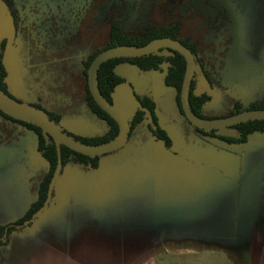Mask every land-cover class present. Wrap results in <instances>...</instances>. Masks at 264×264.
Returning a JSON list of instances; mask_svg holds the SVG:
<instances>
[{
	"label": "crops",
	"instance_id": "1",
	"mask_svg": "<svg viewBox=\"0 0 264 264\" xmlns=\"http://www.w3.org/2000/svg\"><path fill=\"white\" fill-rule=\"evenodd\" d=\"M212 1L202 0L215 7V67H250L252 62L264 67V0H214L215 5ZM255 1L263 7L259 18L247 11ZM116 73L120 75L117 67ZM231 77L229 74L228 80ZM218 83L222 88L221 81ZM259 83L253 92L261 93L260 99L251 102H245L229 85L233 103L245 106L261 100L264 75ZM36 95L41 96L39 92ZM172 96V115L154 95L147 96L155 103L158 123L171 140L169 150L146 128L137 127L133 138L132 132L121 148L99 157L96 169L66 161L55 179L49 206L29 226L9 236L0 250L1 264H202L201 255L205 248L215 249V231H220L215 229L219 215L215 213V193L203 182L213 179L214 169L231 175V167L214 165L211 155H194L190 147L199 142L209 152H224L237 162L243 151L259 150L263 157L257 162L261 178L255 214L250 207L245 210L247 201L250 206V194L238 195L244 208H232L229 218L235 224L230 228L226 221L223 230L244 233L252 250L246 264H264V134L254 135L244 144L205 136L179 113L175 91ZM74 101L66 96L49 112L58 114L61 122L63 109L74 121H87V131L78 134L82 137L105 134L107 123L85 102L68 107ZM29 134L34 139H29ZM208 140L215 144L204 143ZM252 164L247 162L248 167ZM47 171L35 134L0 115V225L25 215ZM235 201L239 206L236 197Z\"/></svg>",
	"mask_w": 264,
	"mask_h": 264
},
{
	"label": "rangeland",
	"instance_id": "2",
	"mask_svg": "<svg viewBox=\"0 0 264 264\" xmlns=\"http://www.w3.org/2000/svg\"><path fill=\"white\" fill-rule=\"evenodd\" d=\"M14 2L20 23L16 38L10 42L5 59L8 70L6 80L11 95L22 102L38 103L36 94L39 92L41 98L44 97V102L40 104L47 111L59 107V101L66 96L75 99V104H69L68 107L75 108L84 103L85 62L91 54L106 45L109 20L112 17L119 18L124 31H139L147 25H168L177 20L181 22L180 37L188 38L198 45L199 56L214 83L212 96L202 109L205 115L221 117L228 113L234 99L227 88L229 85L231 90L241 94L245 102L260 99L261 93L253 91L259 87V81L263 80L264 67L261 65L259 67L256 62H252L250 67L241 65L215 67V7L208 5L207 2L204 4L202 0H14ZM211 4L215 5V1L213 0ZM260 10H263L260 1L253 2L247 8L248 15L255 18L262 16ZM4 11L1 7L0 31L8 23V14ZM162 67L165 71L166 65ZM117 71L134 93L139 96L154 95L166 112L172 115L174 89L163 84L162 73L144 72L128 63L119 64ZM229 74L232 76L231 80H228ZM219 81L225 88L219 87ZM195 93H203L197 83ZM62 111L65 113L62 112L64 119L60 121V127L73 135L82 136L78 134L87 131L88 122L85 120L76 122L69 118L68 112L64 109ZM184 123H187L186 120ZM138 128L145 130L144 123ZM31 134L29 139H34ZM134 135L135 132L132 133V138ZM206 142L215 144L212 140L204 143ZM202 143L190 147L194 155L201 157L211 155L215 160L214 165L216 163L223 166L222 163H225L231 167V175L219 174L218 170L214 169L213 179L208 181L207 178L203 182V185H210L211 191L215 193V213H219L215 217V229L218 228L220 231H215V249L205 248L204 254L201 255L202 264H246L244 261L252 252L249 241L247 242L242 231L239 233L224 231L223 225L226 221L230 228L235 224L231 223L229 218L232 208H244L243 202L239 205L238 195L250 194V206L247 201L245 210L251 208L252 214H255L257 209L255 200L260 194L257 181L261 178V168H257V162L263 157L259 156V150H256L257 152L251 150V153L243 151L242 159L237 162L234 156L228 158L224 152L216 150L209 152ZM201 145H204V148ZM249 161L254 163L250 167L247 166ZM143 184L146 187L147 183ZM235 197L239 206L234 205ZM206 243L207 241L204 242L205 245Z\"/></svg>",
	"mask_w": 264,
	"mask_h": 264
},
{
	"label": "trees",
	"instance_id": "3",
	"mask_svg": "<svg viewBox=\"0 0 264 264\" xmlns=\"http://www.w3.org/2000/svg\"><path fill=\"white\" fill-rule=\"evenodd\" d=\"M1 4L5 8L9 18H10V29L12 32L11 41L15 31L18 26V10L14 4L13 0H0ZM181 31V22L179 20L172 22L168 25H147L139 31H124L119 18L112 17L109 20V34L106 45L93 54H91L85 62L84 76L87 77V69L89 68L90 63L94 57L101 51L105 49L126 46V47H142L148 44L149 42L155 39H171L178 41L183 46H185L193 55L195 63V72L192 77L190 88H189V105L192 113L203 119H217L225 118L238 114L243 111H254V110H264V97L261 100L254 101L249 103L247 106H243L239 102H234L231 109L225 116L213 117L206 116L202 113L203 106L210 100V95L212 91L211 78L205 68L202 66V62L198 57V45L195 42H192L188 38L180 37ZM9 44L8 38L0 40V91L13 99L7 89L5 83L6 77V51ZM122 63H129L135 66L141 71H160L164 72L163 83L166 87H170L175 91V102L179 113L183 116L179 94L181 89V84L183 80V75L185 71V60L177 52L169 49H159L158 51L136 58H116L108 60L102 63L97 70V85L98 90L101 96L107 100L109 103H112V94L115 87L125 83L126 80L116 73V67ZM167 65L165 71L162 70L161 66ZM196 83H200V87L204 89V93L197 95L195 93ZM85 103L89 110L99 119L106 122L108 125V130L105 134L97 137H82L73 135L62 128L61 131L74 139L75 141L89 146L100 145L106 143L113 139L118 132V127L116 123L104 112L102 111L96 103L93 101L88 88L87 82L85 84ZM135 100L139 103L140 107L143 109H137L129 121V132L128 138L130 137L133 130L144 123L146 130L150 135L157 141L163 143L165 149L169 150L171 148V140L167 133L160 127L158 119L156 116V106L153 100L147 96H139L137 93H134ZM15 100V99H13ZM17 101V100H15ZM19 102V101H17ZM20 103V102H19ZM34 109L43 112L47 118L53 122L55 125L60 126V117L57 114L49 113L43 110L39 106L28 105ZM147 114V116H146ZM0 115L4 118H7L11 121L17 122L22 126L26 127L28 130L32 131L37 140V151L43 157V159L48 164V171L40 182L37 189L36 200L30 205L29 209L25 215L16 221L9 223L7 225H0V250L2 247L7 245L9 236L14 232H20L25 227L29 226L31 223L30 220L33 215L44 205L47 192L49 189L50 181L52 179L53 173L57 165V150L56 146L51 137L44 134L42 130L31 124L29 122L22 121L18 118H13L3 111L0 110ZM184 117V116H183ZM194 129L209 137L216 138L227 144H244L252 136L257 134H264V121L255 120L239 123L230 127H227L222 133V135H217L215 130L205 131L194 127ZM232 132V133H230ZM61 167H63L68 160H75L84 165H89L91 169H96L99 157L89 158L83 156L76 152L69 150L68 148L61 146ZM52 195V194H51ZM49 206V204H48ZM28 222L26 225L25 223ZM5 235L4 238H2ZM1 264V262H0Z\"/></svg>",
	"mask_w": 264,
	"mask_h": 264
},
{
	"label": "water",
	"instance_id": "4",
	"mask_svg": "<svg viewBox=\"0 0 264 264\" xmlns=\"http://www.w3.org/2000/svg\"><path fill=\"white\" fill-rule=\"evenodd\" d=\"M1 7H3V5L0 2V13ZM4 12H6V10ZM7 19V25L3 26L0 31V40L4 38H8L9 40L6 55L12 37L9 16ZM162 48L171 49L177 52L185 60V71L181 84L179 101L184 118L192 126L203 129L205 131L215 130L217 135H222V132L227 127L247 121H264V110L243 111L232 116L217 119H203L195 116L190 109L188 99L190 83L196 69L193 55L185 46H183L178 41L166 38L155 39L142 47L120 46L105 49L99 52L90 63L89 68L87 69L88 91L96 105L102 111H104L116 123L118 127L117 135L110 141L100 145L89 146L75 141L74 139L63 133L60 129L61 127L51 122L43 112H40L25 103H19L9 98L0 91V110L13 118H18L22 121L29 122L39 127L44 134L52 138L57 150V165L50 181L45 203L33 215L30 222H32L35 217L43 212L50 202L53 185L61 169V146H64L73 152H76L83 156H87L89 158L100 157L102 155L114 152L126 143L129 132V121L133 117L135 111L137 109L143 110L140 107L139 103L135 100L134 91L127 82L115 87L112 94V103H109L107 100H105L101 96L97 85V70L99 66L111 59L142 57L154 53ZM27 223L28 222H26L25 225ZM4 237L5 235L2 238Z\"/></svg>",
	"mask_w": 264,
	"mask_h": 264
},
{
	"label": "flooded vegetation",
	"instance_id": "5",
	"mask_svg": "<svg viewBox=\"0 0 264 264\" xmlns=\"http://www.w3.org/2000/svg\"><path fill=\"white\" fill-rule=\"evenodd\" d=\"M14 1V0H13ZM14 4H15V2H14ZM16 6V5H15ZM18 10V9H17ZM18 15H19V13H18ZM19 23H20V17H19V20H18V26H17V29H16V31H15V34H14V37H13V40L16 38V35H17V31H18V29H19ZM199 48V47H198ZM162 49H166V48H162ZM169 50H171V49H169ZM158 51V50H157ZM173 51V50H172ZM198 57L200 58V56H199V51H198ZM200 60H201V62H202V66L205 68V70L207 71V69H206V66L204 65V63H203V61H202V59L200 58ZM129 64V63H128ZM131 65V64H130ZM164 65V64H163ZM131 66H133V65H131ZM135 67V66H134ZM166 67H167V65H166ZM161 68H163L162 66H161ZM146 72H151V71H146ZM153 72H155V71H153ZM158 72H160V71H158ZM208 72V71H207ZM208 74H209V72H208ZM194 75V74H193ZM210 75V74H209ZM7 76H8V70H7V67H6V77H5V83H6V85H7V89H8V93H9V95L13 98V99H15V100H17V101H19V102H22V101H20V100H18L17 98H14L12 95H11V93H10V91H9V87H8V83H7V80H6V78H7ZM210 78H211V75H210ZM86 82H87V77H86ZM211 83H212V91H213V88H214V83H213V81H212V78H211ZM197 84H199V87H200V83H197ZM202 91H203V93H204V89L202 88ZM212 91H211V95H210V98H211V96H212ZM197 94V93H196ZM197 95H199V94H197ZM36 100L38 101V103H28V102H22V103H25V104H27V105H35V106H39V107H41L43 110H45L46 112H49V111H47L45 108H44V106H42L41 104H40V102H43L42 101V98H41V96H36ZM49 113H52V112H49ZM55 114V113H54ZM58 115V114H57ZM60 117V116H59Z\"/></svg>",
	"mask_w": 264,
	"mask_h": 264
}]
</instances>
